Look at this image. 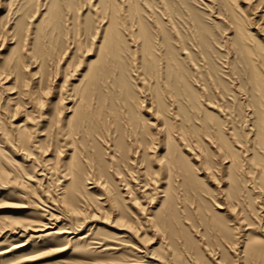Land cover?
I'll use <instances>...</instances> for the list:
<instances>
[{"label": "rangeland", "instance_id": "obj_1", "mask_svg": "<svg viewBox=\"0 0 264 264\" xmlns=\"http://www.w3.org/2000/svg\"><path fill=\"white\" fill-rule=\"evenodd\" d=\"M115 4L0 0V264H264V0Z\"/></svg>", "mask_w": 264, "mask_h": 264}, {"label": "bare ground", "instance_id": "obj_2", "mask_svg": "<svg viewBox=\"0 0 264 264\" xmlns=\"http://www.w3.org/2000/svg\"><path fill=\"white\" fill-rule=\"evenodd\" d=\"M108 3H109V9H110V18H109V22H108V25L106 26V31H107V33H106V35L104 34V36H103V41H102V44H103V46L106 48L107 47V45L109 46V47H111L110 48V51L111 52H113V54H114V56H118V50H119V47H118V45H117V34H118V30H117V20H116V17H115V13L117 12L116 11V9H115V6H116V4H115V0H106ZM116 11V12H115ZM262 166V165H261ZM264 166H262V168H263ZM261 171H264V170H261ZM263 175V174H262ZM259 177H261L260 175H259ZM262 178H264V177H262ZM22 228L24 231H32V232H35V233H37V232H42V231H40V229L39 230H33V229H31V228H29V226H21L20 227V225L18 224V225H14V228L15 229H17V228ZM45 229L46 228H48V227H44ZM37 229V228H36ZM44 229V230H45ZM4 230V229H3ZM4 232V231H3ZM3 234V233H2ZM50 233H48L47 235H49ZM46 236V235H45ZM24 244V243H23ZM18 245V244H17ZM50 245H52V243H50ZM51 251L53 252H55L56 250L55 249H51ZM4 252V251H3ZM76 264H96L95 262H93V261H89V262H82V261H80V262H78V263H76Z\"/></svg>", "mask_w": 264, "mask_h": 264}]
</instances>
